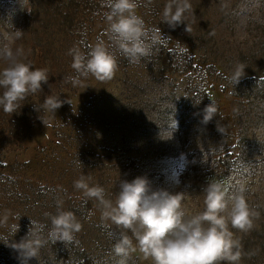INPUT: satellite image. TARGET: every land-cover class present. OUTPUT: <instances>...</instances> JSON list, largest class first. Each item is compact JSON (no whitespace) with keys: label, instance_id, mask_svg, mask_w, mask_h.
<instances>
[{"label":"trees","instance_id":"obj_1","mask_svg":"<svg viewBox=\"0 0 264 264\" xmlns=\"http://www.w3.org/2000/svg\"><path fill=\"white\" fill-rule=\"evenodd\" d=\"M28 3L22 15V31L29 37L30 43L27 62L31 63L33 70L47 69L49 84L43 85L42 88L51 92L53 96L58 91L73 86L65 82L66 77L74 75L69 50L78 47L86 52L91 47L90 35L94 24L99 20H105L104 13L107 8L104 0H28ZM164 4L162 0H138V7L142 9V19L150 25L155 23L163 27L166 33L158 37L151 56L142 59L139 64H131L124 57L122 62L145 71L152 80L156 77L184 76L187 84L183 96L178 99L175 93L171 92L167 97L168 102H173L181 111L183 122H187L190 115L198 116L203 120L205 107L212 103L217 111L215 117L206 126L216 130L223 144L225 156L222 160L213 161L214 167L222 169L227 174L236 172L244 163L255 159L254 147L264 152L263 145L256 143L253 147L249 138L253 129L264 125V25L255 26L256 36L262 39L255 50L237 52L232 57H228L227 61L216 36L226 30L233 31L231 21L234 17L231 8L221 7L219 15H215L211 5L205 1L199 4L191 3L192 12L185 14V23L190 29L186 32L185 25L173 30L161 22ZM173 40L178 43L171 48ZM0 48H2L1 36ZM190 48L198 52L200 56L198 60L205 67L196 63ZM224 61L227 64L225 67L222 63ZM240 63L246 68L244 77L237 85L230 81L227 85L230 96L236 101L234 117L238 129L236 139L238 152L233 159L227 145L229 138L227 121L222 115L219 104L211 99L208 90L202 87L200 82H196V79L221 82L226 76L220 69L231 77L235 67ZM222 88L225 90L226 87ZM34 106L38 111L34 110ZM0 115L9 118L12 123L24 125L30 120L41 121L44 111L40 104L26 107L21 102V108L16 113L6 114L0 109ZM150 124L157 126L153 121ZM186 143L187 138L183 137L176 144H159L151 148V154L164 157L185 156L189 171L195 180H202L208 168L185 153ZM144 148L123 137L119 143L111 147L80 150L75 164L82 168L89 185L103 187L105 198L114 203L122 181L131 182L137 177H146L153 190L163 189L164 175L151 165V161L142 156ZM0 197L11 202L24 200L31 212L27 226L19 227L17 234L8 239L17 243L27 235L31 220L35 222L37 232L46 240L51 227L50 219L46 214L55 215L58 203L61 210L71 211L81 222V231L75 234L72 243L48 242L44 248H41V254L45 256L46 261L51 262L52 259L62 264H104L106 258L115 255L112 248L119 238L121 229L116 228L110 221L95 217L100 208L94 199L83 196L78 201L68 200V204L62 205L61 195L49 187L23 186L16 169L2 161L0 162ZM256 212L259 215L254 220L253 229L248 233L239 232L236 237L241 241L243 252L239 264H264V221H262L264 214L262 209ZM127 234L132 235L131 232ZM2 248L7 252V263L4 264H22L15 250L5 246L4 243Z\"/></svg>","mask_w":264,"mask_h":264},{"label":"rangeland","instance_id":"obj_2","mask_svg":"<svg viewBox=\"0 0 264 264\" xmlns=\"http://www.w3.org/2000/svg\"><path fill=\"white\" fill-rule=\"evenodd\" d=\"M167 3V0H162ZM192 4L205 1L211 5L215 15H219L221 7L231 8L234 20L231 21L233 31H223L217 40L225 60L237 52L257 48L262 42L256 36V25H264V0H190ZM215 1V2H214ZM164 4V6H165ZM28 0H0V36L2 48L5 45L23 50L20 57L25 63L29 55V37L10 39L15 30L22 31L23 11L28 7ZM137 14L142 15V9L137 8ZM142 17V16H141ZM145 26L151 32H158L159 38L166 31L163 27L144 20ZM107 24L99 20L94 24L90 35L91 47L100 41L109 45L117 59V71L113 79L106 82L94 78L83 80L79 86L58 91L55 97L67 100L55 114L44 111L42 121L30 120L21 125L12 123L7 117L0 115V162L6 163L18 172L21 184L26 188L49 187L61 195L62 205L69 201H78L83 197L81 191L74 188V181L85 177L82 168L75 164L80 150L95 147H111L119 143L123 137L145 147L143 157L151 161V165L164 175L163 190L173 194L185 193L184 208L188 215L203 211V189L209 182H221L229 192L243 185L249 205L264 214V152L255 144L264 146V125L253 129L250 133L251 145L254 147L255 159L242 165L236 172L225 173L214 167L213 161L222 160L223 144L214 128L202 123L198 116L190 115L187 122L182 121V113L173 102H168V95L174 92L179 99L183 96L186 79L182 75L156 77L154 80L145 71L124 64L123 56L111 49L106 36ZM23 32V31H22ZM176 40H173L171 48ZM180 44V43H179ZM196 63L205 67L198 58V52L190 48ZM225 64V61L222 62ZM6 66L1 59L0 68ZM221 82L198 78L202 87L206 88L213 101H216L222 115L228 124V148L232 158L237 155V126L234 117L236 101L230 96L227 85L230 75ZM222 87H226L223 90ZM51 95L43 90L30 95L22 103L26 107L33 104L42 106L46 96ZM70 103V104H69ZM152 106V107H151ZM153 121L154 125L150 124ZM177 125V126H176ZM187 138L185 153L194 161L208 168L202 180L196 181L188 168L185 156L164 157L152 153V147L164 143H178L179 139ZM86 178V177H85ZM87 179V178H86ZM88 182V179H87ZM31 212L26 207V201H8L0 197V241L9 239L11 226L18 224L24 228L30 221ZM264 216V215H263ZM16 217H20L16 219ZM101 218L98 210L95 214ZM264 221V217L262 218ZM234 232L235 238L239 232ZM17 234V233H16ZM15 234V235H16ZM18 238V236H17ZM0 243V264L7 263V252ZM44 248V247H43ZM41 250L37 259L28 264H62L46 261ZM120 257L112 255L105 259L104 264H118ZM127 264H150L138 252H134Z\"/></svg>","mask_w":264,"mask_h":264},{"label":"clouds","instance_id":"obj_3","mask_svg":"<svg viewBox=\"0 0 264 264\" xmlns=\"http://www.w3.org/2000/svg\"><path fill=\"white\" fill-rule=\"evenodd\" d=\"M104 2L107 8L104 13L106 36L111 49H115L131 64H139L142 59L151 56L159 33L150 32L137 14L138 0ZM190 12V0H167L161 22L173 30L185 25L188 32L190 29L185 23V14ZM22 36V31L15 30L10 39H20ZM68 54L72 57L74 75L66 77L65 82L74 87L89 77L106 82L115 76L117 59L104 41L95 43L86 52L73 47ZM22 55L23 50L19 48L15 52L9 45L0 48V59L6 62V66L0 68V109L6 114L16 113L22 101L43 91L42 86L49 84L47 69L33 70L31 63L20 59ZM245 69L243 63L238 64L230 82L239 84ZM64 103H68L67 100L49 95L41 108L55 114ZM34 110L38 111L35 106ZM216 111L212 103L206 106L202 123L207 125L212 121ZM119 187L113 203L105 198L103 187L90 186L84 176L74 181V188L81 191L84 197L97 201L102 220L110 221L121 229L112 248L114 254L120 257L118 264H127L134 252H138L150 264H239L243 256L242 244L230 229L248 233L259 215L249 205L243 185L229 192L221 182L207 183L203 189V211L193 215H188L184 208L185 193L153 190L146 177H137L131 182L122 181ZM46 216L51 223L46 240L40 236L35 222L31 220L27 235L18 243L7 237L0 241L19 254L22 264L37 259L46 243H72L75 234L81 231L82 224L74 213L61 210L59 203L57 213ZM18 231L19 225H12L11 237ZM128 232L132 235L129 236Z\"/></svg>","mask_w":264,"mask_h":264}]
</instances>
